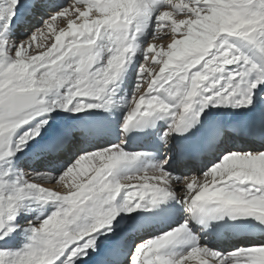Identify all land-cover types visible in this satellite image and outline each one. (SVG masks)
<instances>
[{
    "label": "snow or ice",
    "instance_id": "6c2138e0",
    "mask_svg": "<svg viewBox=\"0 0 264 264\" xmlns=\"http://www.w3.org/2000/svg\"><path fill=\"white\" fill-rule=\"evenodd\" d=\"M93 254L264 264V0H0V264Z\"/></svg>",
    "mask_w": 264,
    "mask_h": 264
},
{
    "label": "bare ground",
    "instance_id": "6f19581e",
    "mask_svg": "<svg viewBox=\"0 0 264 264\" xmlns=\"http://www.w3.org/2000/svg\"><path fill=\"white\" fill-rule=\"evenodd\" d=\"M30 27V26H29ZM25 29L23 28V27H21V28H19L18 30H17V33H16V36H20L21 35V33L24 31ZM15 38V37H14ZM129 78H131V77H129ZM128 78V79H129ZM127 80V79H126ZM129 80H131V79H129ZM127 84V83H126ZM65 114H63V113H61V116H60V118H62L63 116H64ZM121 115H122V113H121ZM102 135V134H101ZM107 137V136H106ZM96 139H98V140H101V141H103V140H106V139H108V137L106 138V139H103V138H101V137H99V138H96ZM240 143H245L246 141H245V138H243V137H241L240 138V141H239ZM139 147L140 148H150V145H148L147 143L146 144H144V146H141V145H139ZM20 163H22V166L21 167H23V168H25L26 170H30V169H28L27 168V162L26 161H22V162H20ZM21 165V164H20ZM242 223H248L247 221H241ZM248 231H252L250 228H249V230ZM249 235H245V236H243V237H238V238H247ZM23 239V238H22ZM101 241H102V244H101V249H102V251H101V254H102V252H103V249H106L108 246H110V244H111V240H108V239H105V238H101ZM225 245H226V242H225ZM99 260V257H97L95 254H93V259L91 260V264H97V261Z\"/></svg>",
    "mask_w": 264,
    "mask_h": 264
},
{
    "label": "rangeland",
    "instance_id": "374dc122",
    "mask_svg": "<svg viewBox=\"0 0 264 264\" xmlns=\"http://www.w3.org/2000/svg\"><path fill=\"white\" fill-rule=\"evenodd\" d=\"M129 79H131V78H129ZM129 79H127L125 81V84L122 86L121 95H123L125 90H127V91L131 90V80H129ZM20 164H19V166L21 167L22 163H20ZM32 208H33L34 211H39V206L38 205H32ZM52 210H54V209H52Z\"/></svg>",
    "mask_w": 264,
    "mask_h": 264
}]
</instances>
